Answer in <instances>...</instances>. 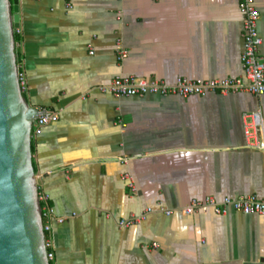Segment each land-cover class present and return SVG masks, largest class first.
I'll return each mask as SVG.
<instances>
[{
	"label": "crops",
	"instance_id": "0c3cea01",
	"mask_svg": "<svg viewBox=\"0 0 264 264\" xmlns=\"http://www.w3.org/2000/svg\"><path fill=\"white\" fill-rule=\"evenodd\" d=\"M18 1L23 95L57 116L30 130L39 192L53 210L51 264H264V216L182 212L207 197L264 199V152L244 133V116L259 113L264 142V96L140 99L100 90L133 75L243 77L244 0ZM253 1L264 58V0ZM148 208L141 225L119 227Z\"/></svg>",
	"mask_w": 264,
	"mask_h": 264
},
{
	"label": "water",
	"instance_id": "95a60500",
	"mask_svg": "<svg viewBox=\"0 0 264 264\" xmlns=\"http://www.w3.org/2000/svg\"><path fill=\"white\" fill-rule=\"evenodd\" d=\"M18 0H0V264H50L32 162L30 130L41 113L21 93Z\"/></svg>",
	"mask_w": 264,
	"mask_h": 264
},
{
	"label": "built area",
	"instance_id": "2783aa9c",
	"mask_svg": "<svg viewBox=\"0 0 264 264\" xmlns=\"http://www.w3.org/2000/svg\"><path fill=\"white\" fill-rule=\"evenodd\" d=\"M66 7H72L69 0H67ZM240 9L244 16V52L241 57L244 72L243 77L207 81H191L180 78L175 83H165L158 80H147L133 75L118 77L110 84L101 86L100 90L103 94H111L117 98L140 99L148 96L187 99L189 97H206L211 94L235 95L239 93L264 96V58L260 55L263 40L258 30L260 14L253 0H244L241 3ZM17 32L19 33V29H17ZM116 51L118 60H124L129 57L128 50L124 47L121 39H118L116 42ZM18 81L21 93L25 94L27 81L25 75L20 70L18 73ZM40 113L39 116L34 118L32 123L33 127L37 128V130L57 120L55 114ZM244 133L248 147L264 152V142L261 139L263 123L259 113L244 116ZM122 178L126 181L131 192L136 193L137 188L132 176L125 173ZM48 199V195L39 192V201L43 204L42 218L44 222L45 249L47 252V260L51 264L54 261V245L51 238L52 224L50 222L53 216V210L51 207L45 205ZM228 208H234L245 215L258 214L264 216V199H260L255 195H246L238 199L227 197L221 202H218L213 197H207L203 201L194 200L191 204L184 207L182 212L185 216H193L198 212H206L208 209H213L215 214L224 215ZM153 212L154 210L152 208H148L139 216L132 215L128 219L120 221L119 227L121 229H130L139 226ZM172 214L170 210H167V216H171ZM63 223V219L58 220V224Z\"/></svg>",
	"mask_w": 264,
	"mask_h": 264
},
{
	"label": "trees",
	"instance_id": "16d2710c",
	"mask_svg": "<svg viewBox=\"0 0 264 264\" xmlns=\"http://www.w3.org/2000/svg\"><path fill=\"white\" fill-rule=\"evenodd\" d=\"M14 40H15V44H20L21 43V35L17 32V30H15V33H14ZM20 61V57L19 55H17V64L19 63ZM25 98V96H24ZM32 151H33V148H32ZM41 206L43 207V204H41ZM49 206V205H47Z\"/></svg>",
	"mask_w": 264,
	"mask_h": 264
}]
</instances>
